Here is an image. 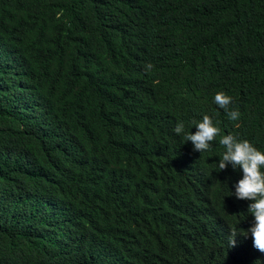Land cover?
Masks as SVG:
<instances>
[{"label":"trees","instance_id":"trees-1","mask_svg":"<svg viewBox=\"0 0 264 264\" xmlns=\"http://www.w3.org/2000/svg\"><path fill=\"white\" fill-rule=\"evenodd\" d=\"M230 133L264 151V0H0V264H264Z\"/></svg>","mask_w":264,"mask_h":264},{"label":"clouds","instance_id":"clouds-1","mask_svg":"<svg viewBox=\"0 0 264 264\" xmlns=\"http://www.w3.org/2000/svg\"><path fill=\"white\" fill-rule=\"evenodd\" d=\"M152 68L151 62L145 65L146 71H150ZM214 102L227 113L230 119L237 120L239 118V111L230 108L233 98L226 92H217ZM195 128V133H185L184 122L178 121L174 132L177 135H182L186 142L190 141L194 146L193 150L200 153L207 151L216 137L221 135V129L209 115H204L202 121L197 123ZM219 144L226 149L218 163L219 171L225 170L229 164L233 169L242 170L243 177L235 184L234 195L237 199L251 201L247 212L254 217V222L245 231V236L250 233L253 246L264 253V151L259 150L249 140L239 139L231 133L222 135ZM238 234L232 233L230 247L236 245Z\"/></svg>","mask_w":264,"mask_h":264}]
</instances>
